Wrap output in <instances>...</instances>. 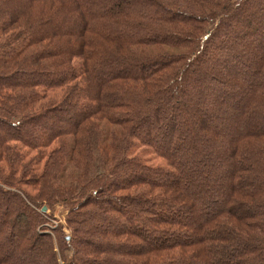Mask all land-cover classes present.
Listing matches in <instances>:
<instances>
[{
  "label": "trees",
  "instance_id": "16d2710c",
  "mask_svg": "<svg viewBox=\"0 0 264 264\" xmlns=\"http://www.w3.org/2000/svg\"><path fill=\"white\" fill-rule=\"evenodd\" d=\"M0 264H264V0H0Z\"/></svg>",
  "mask_w": 264,
  "mask_h": 264
},
{
  "label": "rangeland",
  "instance_id": "374dc122",
  "mask_svg": "<svg viewBox=\"0 0 264 264\" xmlns=\"http://www.w3.org/2000/svg\"><path fill=\"white\" fill-rule=\"evenodd\" d=\"M135 152L138 156H140L144 161H146L150 165L163 166L165 164V162L161 158H159L151 149L141 147V148H136ZM60 210H61L60 207H57L55 209L54 217L53 219L50 220V224L52 226H55L57 224H61V225L65 224L64 213L62 214ZM65 233L67 234L68 231H65Z\"/></svg>",
  "mask_w": 264,
  "mask_h": 264
},
{
  "label": "water",
  "instance_id": "95a60500",
  "mask_svg": "<svg viewBox=\"0 0 264 264\" xmlns=\"http://www.w3.org/2000/svg\"><path fill=\"white\" fill-rule=\"evenodd\" d=\"M42 209L45 210V207H43Z\"/></svg>",
  "mask_w": 264,
  "mask_h": 264
}]
</instances>
